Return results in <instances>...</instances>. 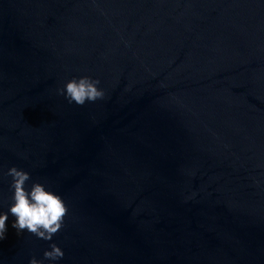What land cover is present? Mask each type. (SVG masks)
Wrapping results in <instances>:
<instances>
[{"label":"water","instance_id":"obj_1","mask_svg":"<svg viewBox=\"0 0 264 264\" xmlns=\"http://www.w3.org/2000/svg\"><path fill=\"white\" fill-rule=\"evenodd\" d=\"M12 165L67 213L0 264H264V0H0V211Z\"/></svg>","mask_w":264,"mask_h":264},{"label":"clouds","instance_id":"obj_2","mask_svg":"<svg viewBox=\"0 0 264 264\" xmlns=\"http://www.w3.org/2000/svg\"><path fill=\"white\" fill-rule=\"evenodd\" d=\"M99 84L98 78L81 74L66 79L57 92L69 103L83 105L86 101L94 102L104 98V89ZM5 175L11 178V196L7 211H0V241L6 237L9 215L13 217L10 225L17 235L27 231L37 238L50 241L62 227L67 213L63 198L40 181H32L26 187V182L30 179L29 172L15 165L9 166ZM63 255V250L55 243H50L43 251V257L49 260V264H53ZM28 264H42V261L31 257Z\"/></svg>","mask_w":264,"mask_h":264}]
</instances>
